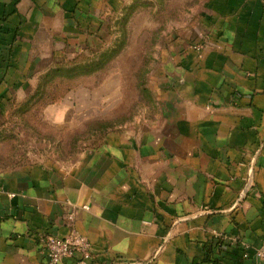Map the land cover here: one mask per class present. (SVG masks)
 <instances>
[{
    "label": "crops",
    "instance_id": "crops-1",
    "mask_svg": "<svg viewBox=\"0 0 264 264\" xmlns=\"http://www.w3.org/2000/svg\"><path fill=\"white\" fill-rule=\"evenodd\" d=\"M141 1L0 0V125L81 55L84 33L99 40ZM200 13L161 65L160 116L73 164L0 174V264H43V240L73 234L91 243L88 264H264L241 247H264V0H202Z\"/></svg>",
    "mask_w": 264,
    "mask_h": 264
},
{
    "label": "rangeland",
    "instance_id": "rangeland-1",
    "mask_svg": "<svg viewBox=\"0 0 264 264\" xmlns=\"http://www.w3.org/2000/svg\"><path fill=\"white\" fill-rule=\"evenodd\" d=\"M201 2L142 0L114 15L99 40L91 38L93 31L84 33L87 40L75 45L82 50L77 62L97 61L104 52L106 61L96 71L39 88L42 77L32 93L17 95L1 118L0 174L39 161L73 164L106 134L160 116L158 73L198 27Z\"/></svg>",
    "mask_w": 264,
    "mask_h": 264
},
{
    "label": "built area",
    "instance_id": "built-area-1",
    "mask_svg": "<svg viewBox=\"0 0 264 264\" xmlns=\"http://www.w3.org/2000/svg\"><path fill=\"white\" fill-rule=\"evenodd\" d=\"M72 219V217H71ZM44 253L47 260L43 264H62L67 259H75L76 264H88L92 259V246L89 240L79 234H73L64 239L48 236L43 240ZM244 258L258 259L264 262V247L252 255L246 246L241 244Z\"/></svg>",
    "mask_w": 264,
    "mask_h": 264
},
{
    "label": "trees",
    "instance_id": "trees-1",
    "mask_svg": "<svg viewBox=\"0 0 264 264\" xmlns=\"http://www.w3.org/2000/svg\"><path fill=\"white\" fill-rule=\"evenodd\" d=\"M108 55L109 53L104 52L101 54L100 59H97V61H92L90 63H78L77 62L78 60L76 59L73 62H70L69 65L58 66L52 69L47 75L43 77V81H44L43 85L40 86L39 88L44 87L45 84L47 85L50 82L52 83L53 80L54 81L57 79L62 81L73 80L76 79L77 77H80L84 72L96 71L106 61ZM39 88L38 90H40Z\"/></svg>",
    "mask_w": 264,
    "mask_h": 264
}]
</instances>
